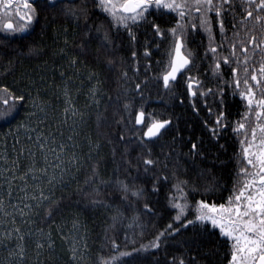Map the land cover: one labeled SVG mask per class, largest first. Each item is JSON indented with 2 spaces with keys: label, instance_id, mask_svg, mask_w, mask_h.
<instances>
[{
  "label": "trees",
  "instance_id": "obj_1",
  "mask_svg": "<svg viewBox=\"0 0 264 264\" xmlns=\"http://www.w3.org/2000/svg\"><path fill=\"white\" fill-rule=\"evenodd\" d=\"M101 24L105 28L109 26L108 21L104 19L98 20L92 17L87 19V25L93 28ZM57 26H60V23ZM84 27L85 22L81 19L80 28L75 27L67 36L61 37V34H56L52 39L53 32L42 30L31 40L26 39L19 45L16 44L17 47L7 39L0 42L6 45L5 48H0V88L8 87L10 91L14 90L16 95L23 93L25 96V100L18 103L16 118L11 124L0 122L1 136L9 128L12 130L14 125L28 118V113L24 112L27 110L26 102L36 98L37 91L47 88L49 83L46 82L54 77L52 72L63 63H67L64 62L65 56L73 57L76 52L75 45L80 42V32ZM93 35H95L94 31ZM113 37L118 45L124 42L123 46L117 47L115 51L117 70L106 72L103 59L100 63H92L88 58L76 57L85 62V66L81 68L87 74L95 73L91 79H96L98 84L99 104L96 103L97 99L88 101L83 108L77 109V112L75 110L76 117L70 121L69 113L63 115V104L58 103L54 98L53 103L57 105V111L51 113L52 110L45 109L46 114L43 111L40 116V120L43 118V123H39L40 120L32 123L29 118L31 127L27 135L32 139H28V143L32 145L31 149L37 152L36 158L22 162L21 169L17 171L16 167L15 170L13 169L16 179L10 185L7 179L3 180V177H10V173L0 176V181L6 184L4 190L0 191V196L4 200V208L0 210V264H99L101 257L108 256L112 239L123 246L126 235L133 237L134 231L128 227L130 219L113 227L112 210L93 206L85 195L90 189L84 185V181L93 165L98 167L100 174L106 180L115 173L130 185L135 184L146 190L144 197L134 204L135 210L133 208L124 210V215L130 218L143 213L146 202L152 208V213L144 215L141 221L146 225L147 239L141 240L137 236V246L139 243H147L172 222L171 217L174 213L168 207L169 191L175 182L172 177V162H168L167 169L163 167L165 155L170 150L175 149L172 153L173 160L179 154V179L186 180L189 189L193 187L198 189L191 193L189 197L191 201L204 198L208 203H224L232 192L221 193L227 181L234 184L236 177L232 176V163H238L239 156L235 152L236 148L231 147L229 142L228 148L226 147L222 133L218 139H213L205 128L204 122L208 118L207 108L204 105L209 103V99L205 102L203 98H197L194 102L198 112H194L183 78L174 83L172 91L165 90L161 81L152 79L157 75V69L151 67L150 70L145 71V66L139 65V71L134 70L136 65L129 62L131 51L127 37L114 33ZM65 39L68 40L67 46L64 44ZM29 47L36 49L37 54L28 55ZM96 47L97 41L91 40V51L95 52ZM61 49H64V53L60 51ZM121 59L126 61L124 68L128 72L127 81L119 79ZM146 79L148 83L143 87L141 97L136 92L135 84ZM204 85L206 89V83ZM126 90L128 94L124 95ZM157 97L160 98L159 104L154 103ZM181 99L183 103H180ZM125 103L132 104L135 110L143 108L146 121L155 113L156 118L171 119L172 124L162 137L148 142L146 148L141 147L136 135L139 129V135L142 136V128L135 126V111H132L131 117L124 111ZM37 132L49 138L45 152L42 154L35 143ZM197 133L200 134L201 143L199 140L198 144L201 154L189 157L185 154L189 152L191 143L196 140ZM121 135L126 137L124 141L120 140ZM56 144L67 147L69 155L73 157L75 154L79 163L76 165L64 163L68 171L63 175V182L49 184V176L56 175L58 178L61 176L58 170L47 167L45 163V156L47 158L54 156L47 151V148ZM72 147L78 150L72 152L70 150ZM149 149L152 159H158L161 163L145 173L142 161L137 157L147 154ZM126 150L127 155H125ZM40 154L44 158H40ZM129 160L130 165L126 162ZM33 162L38 179H33L31 176L21 179L25 175L22 174L23 169L29 170ZM45 167H47V175H43L40 171ZM158 175H167L169 180L160 184L158 192H153V181ZM227 175H231L232 179L226 180ZM42 178L46 183L40 181ZM206 187L214 188V191L206 195L204 191ZM38 188H42L51 200L39 203L30 199L33 195H39ZM119 195L109 189L103 193L102 199L105 204H118ZM52 201L58 202L59 208L49 217ZM25 204L31 207L27 208ZM14 229H19V233ZM8 233L11 235H7ZM135 233H139L138 228L135 229ZM191 236L190 229L188 231L182 229L175 240L170 239L159 250L145 254V264H153L157 260L159 264H167L172 255H180L181 252L189 261L195 257V264H228L226 256L229 253V245L223 238H219L218 230L213 232L209 226L208 232L203 233L195 243L192 242ZM181 241L187 242V247H182ZM40 244L43 246L38 247ZM80 247L84 249L83 254H80ZM21 248L23 259L20 258Z\"/></svg>",
  "mask_w": 264,
  "mask_h": 264
},
{
  "label": "snow or ice",
  "instance_id": "obj_2",
  "mask_svg": "<svg viewBox=\"0 0 264 264\" xmlns=\"http://www.w3.org/2000/svg\"><path fill=\"white\" fill-rule=\"evenodd\" d=\"M92 3L107 18L109 25L107 28L103 24L95 28L88 26L87 9L83 3L77 4L75 0H0V34L8 37L28 31L33 23L38 21L41 11L51 12L54 20L58 16L65 22L72 23L76 28H80V22L83 19L85 27L81 29L80 42L75 45L76 52L70 61L73 66L78 62L76 57H84L92 63H100L103 59L108 73L117 70L115 51L117 47L123 46L124 42L118 45L113 33H126L131 59L136 64L134 70L138 72L141 59L137 50L140 45L138 33L140 29L147 28L149 31L145 32L146 39L142 45L144 59L150 60L153 45L157 49L165 42L168 45L166 49L168 59L166 62L157 61L158 65L163 64V68L159 74L152 77L157 82L162 80L163 88L167 91H172L178 76L185 72L191 73L192 68L196 66L195 53L188 45L194 35L202 34L208 42L204 59L211 55L210 70L217 83L215 88L205 89L198 75H189L186 78L187 96L194 112H198L194 102L197 98H203L205 102L208 97L218 100L220 107L216 111L205 103L209 119L205 120L204 126L213 139H218L221 133L231 126L233 134L239 138L242 155V158L238 160L242 166L237 173L232 192L224 203L217 204L208 203L204 198L194 202L189 199L191 193L198 189L195 187L189 189L188 182L179 179V154L173 160L172 153L175 149L170 150L165 155L163 167L167 169L168 162H172V177L175 182L168 196V207L174 213L171 217L172 222L168 223L147 243H139V246H137V236L141 240L147 239L146 225L141 222L142 217L151 214L152 208L146 202L144 212L130 218L124 215V210L127 208L135 210L134 204L144 197L146 190L135 184L130 185L115 173L106 180L100 174L98 167L93 165L84 181V185L90 189L85 195L93 206L112 210L113 227L130 219L128 227L134 231L133 237L125 236L123 246L112 239L108 256L101 257L99 264H145V254L159 250L170 239L175 240L176 236L181 234L182 229L191 230V240L195 243L203 233L208 232L209 225L213 232L218 230L219 238H223L229 245V253L226 256L228 264H264V0H241L239 11L242 15L236 23L232 24L235 31L231 38L227 36L226 31L227 16L230 12L237 11L235 0H92ZM157 14L161 17L171 16L174 24L167 29L162 28L155 19H150ZM14 17L18 18V21ZM233 18L235 19V16ZM217 28L219 40L216 35ZM64 31L67 34V28ZM93 39L97 41L95 52L90 49V41ZM64 44L68 45L67 39L64 40ZM60 51L64 53V49ZM27 54L36 55V49L29 47ZM125 63L126 61L121 59L119 65L121 69L119 79L123 81L129 79L127 69L124 68ZM150 68V64L145 65V71ZM225 68L231 70L230 80L224 79ZM93 76L95 73H90V78ZM147 83L146 79L135 84L136 92L141 97L143 87ZM229 91L234 96L239 95L245 108L240 114V119L235 122L227 119L225 111L224 97ZM127 94L126 90L124 95ZM92 95L94 98L97 97L99 89H93ZM116 99L119 103V96ZM24 100L23 93L16 95L15 91H10L8 87L0 88V122L11 124V121L16 118L18 103ZM183 102L181 99L180 103ZM96 103L99 104L98 99ZM123 109L129 117L132 111H135V126L146 124V130L142 132V136L139 135L140 130L137 129L136 140L141 147L146 148L148 142L162 137L172 124L171 119L156 118L155 113L146 123L144 109L135 110L130 103H125ZM40 111L43 112L44 109L41 108ZM65 111L67 112V109ZM30 115L35 116L36 113ZM213 116H215L214 120L211 119ZM39 123H43V118ZM22 127H25L22 123L17 125L18 129ZM31 131L36 130L31 129ZM28 139L31 140L32 137L29 136ZM125 139L126 137L121 135L120 140ZM48 142V137L37 132L35 143L41 153L45 152ZM47 151L55 156L54 161H48L45 156L47 167L61 173L59 178L56 175L49 176L48 183H62L63 175L68 171L61 159L65 146L61 144L59 151L56 148H47ZM200 154L199 144L193 142L189 152L185 155L195 157ZM32 155L34 160V154ZM125 155H127V150ZM137 159L142 161L145 173L161 163L158 159H152L150 149L147 154H141ZM126 162L131 164L130 160ZM70 163L72 165L79 163L75 154ZM15 167L16 164L13 162V169ZM47 167L40 170L43 175H47ZM13 169H8L13 172L12 178L7 181L9 184L16 179ZM36 171L35 162H33L28 173H25L21 179H25L29 173L32 174L33 179H38L35 175ZM168 180L167 175L156 176L152 191L158 192L160 184ZM109 189L120 194L118 204L104 203L103 193ZM37 190L39 195H33L30 199L37 200L39 203L51 200L42 188ZM78 191L83 190L78 189ZM204 191L207 195L214 191V188L206 187ZM9 196H11L10 190ZM25 207L30 208L31 205L25 204ZM3 208L4 200L0 196V210ZM58 208V202L52 201L48 212L49 217ZM137 228L139 233H135ZM14 231L19 233L20 230L14 229ZM7 235L10 236L11 233ZM180 244L182 247H187V242L181 241ZM42 246V244L38 245V247ZM20 253V258L23 259L22 248ZM195 260V257H192L190 261L185 259L184 253L181 252L180 255H172L167 264H195ZM153 264H159V261Z\"/></svg>",
  "mask_w": 264,
  "mask_h": 264
},
{
  "label": "flooded vegetation",
  "instance_id": "obj_3",
  "mask_svg": "<svg viewBox=\"0 0 264 264\" xmlns=\"http://www.w3.org/2000/svg\"><path fill=\"white\" fill-rule=\"evenodd\" d=\"M75 2L77 4L83 3V6L86 7L87 9L89 18L92 17L94 19H98V20L104 19L107 21V18L105 17V15L98 8L95 7V5L92 3V0H75ZM240 3H241V0H235V6L237 8V11L235 13L230 12L227 16L226 31H227V36L229 38L232 37L233 31H235V29L232 28V24L236 23L242 15V13L239 11ZM212 15H214V13ZM234 16H235V19L233 18ZM14 19L18 21V18L14 17ZM150 19H155V21L159 23L161 27L164 29H167L168 27L172 26V24H174V20L172 19L171 16L161 17L159 14H157L155 17H150ZM58 23H60V26H57ZM65 28H67V34H65V31H64ZM74 28L75 26L72 23L65 22L62 18H59L58 16L54 20L53 13L41 11L39 14L38 21H35L28 31L17 34L15 36H8V37H5L3 34H0V42L5 41V39H7L9 43L12 42V43H15V45L16 44L19 45L21 42L25 41L26 39L31 40L32 37L40 34L42 30H46L50 33L53 32L52 39H54V35L56 34L58 35L61 34V37L65 35L67 36L69 32L72 31ZM148 31L149 30L147 28H142L139 30V33H138L140 45L137 47V50L140 53V57H141L139 65L145 66V65L150 64L152 68L157 69V74H159L162 71L163 64L158 65L157 61H161V60L165 62L167 61L168 57L166 55V49L168 45H167V42H165L164 44H162V46L159 49H157L155 45H153L151 49L152 55H151L150 60L144 59L143 58L144 48L142 45L146 39L145 32H148ZM114 34H117V33H114ZM118 35L127 37L126 33H119ZM216 35H217V39L219 40L218 28H217ZM241 36H243L242 32H241ZM149 38H150V32H149ZM207 43H208L207 40L203 38L202 34L194 35L191 38V42L189 43L188 47L195 53L196 66L192 68L191 73L185 72L183 75L178 76V79L183 78L184 79L183 82L186 83L187 76L198 75L199 79L203 81L204 83H206V89L215 88V85L217 82L213 79L212 72L210 70L211 55H209L207 59H204V54H205V49L207 47ZM5 47L6 45L0 44V48H5ZM223 54H226V53H223ZM72 58L73 57L68 58L67 56H65L64 62H67V61L70 62ZM77 60L78 62L76 66H79L81 60L80 59H77ZM129 62L132 65H136L135 62L132 61V59ZM224 79L225 80L231 79L230 68L224 69ZM161 83H162V80H161ZM208 99H209L208 105H210L214 111H216V109H219L220 105H219L218 100H214L213 97H208ZM224 101H225V111L227 113V119L232 122L239 120L240 114L244 112L245 110L244 103L241 101L239 95L236 94L234 96L232 92L229 91L228 94L224 97ZM237 102L242 103L241 108L236 107ZM207 118L209 119L208 109H207ZM211 119L214 120L215 116H213ZM222 134H223V140H226L225 142L226 147L228 148V142H229L231 144V147H233L234 149L236 148L235 152L239 156V159H241L242 158L241 145L239 143V138L233 134L232 127L229 126L228 129L224 131ZM229 137H232V138H229ZM232 165L233 167L235 165H238L240 167L242 166L239 163H232Z\"/></svg>",
  "mask_w": 264,
  "mask_h": 264
},
{
  "label": "rangeland",
  "instance_id": "obj_4",
  "mask_svg": "<svg viewBox=\"0 0 264 264\" xmlns=\"http://www.w3.org/2000/svg\"><path fill=\"white\" fill-rule=\"evenodd\" d=\"M70 65H71L70 62L67 61L66 64L63 63L62 66H60L59 68H56L55 69L56 74L54 75V77L50 78L46 82V83H49L47 88L45 87L44 89L39 90L40 92H38V91L36 92L37 93L36 99L45 97L47 100H49L52 103L54 98L57 99L58 94L63 95L64 100L66 99L69 102V103L65 102L63 104V107H64L63 115H65L64 113H69V117H70L69 120L71 121L72 119H75V117H76L75 110L77 112V106H75V104H76L77 100L78 99H80L81 101L82 100H84V101L94 100L95 98L92 95V90L98 88V84H96L95 86H92V85H90V86L85 85L84 86L85 78L87 80H89L85 75L86 71L83 68H81V66L75 65L76 66L75 67L72 65L73 66L72 67ZM68 72L70 73V75L66 76V74ZM59 73H60V75H58ZM59 90L62 92L60 93ZM73 96H78V99L73 98ZM82 102H80V105H82ZM71 103H72V105H74L73 107H70ZM42 108L44 110L48 109V111L53 110L52 104H49V106H44ZM66 109H67V112L65 111ZM34 113H36L35 116L28 115L27 116L28 118L21 122L25 127L18 129L17 128L18 124L14 125L12 130L5 132L1 136V142H0V154H1L0 176H2V174L7 175L8 173H10L11 176L7 178V181L10 180L12 178V175H13L12 172L8 171V169H11L10 167L13 166V162H15L16 167L17 166L20 167L22 162L19 161V157L23 156L22 155L23 152L33 151V149H31L32 145L28 143L29 141H28V135H27L28 130L31 127L30 121H32V123L38 122V120H40V116H42L40 110L35 111ZM51 113H52V111H51ZM73 113H75V114H73ZM29 118H30V121H29ZM21 123H19V124H21ZM17 141H19V142H17ZM7 150L9 151V152H7L8 154H6ZM15 150H18L19 152L15 151ZM13 151L16 152L15 156L13 155ZM21 151H22V154H21ZM39 152H41V151L39 150ZM42 156L43 155H41L40 158H44ZM11 157L13 158L12 160H11ZM48 158H49L48 161H54L55 160V156H53V155L49 156ZM61 159L65 164L70 163V160H71L69 157V154L67 155L65 153H62ZM56 162L59 163V161H56ZM28 171L29 170L27 168L23 169L22 174L28 173ZM30 176L32 177L31 173H29V175L26 176L25 178H29ZM3 180L5 181L4 177H3ZM4 181H0V191H3L4 188L6 187V184ZM83 252H84L83 247H80V254L81 253L83 254Z\"/></svg>",
  "mask_w": 264,
  "mask_h": 264
},
{
  "label": "bare ground",
  "instance_id": "obj_5",
  "mask_svg": "<svg viewBox=\"0 0 264 264\" xmlns=\"http://www.w3.org/2000/svg\"><path fill=\"white\" fill-rule=\"evenodd\" d=\"M80 66L82 67V66H85V62L84 61H81V63H80ZM76 67V66H75ZM52 74H56L55 73V71H53L52 72ZM58 75H60V73L58 74ZM70 75V73L68 72L67 74H66V76H69ZM86 75V77L89 79V80H87L86 78H85V81H84V86L85 85H87V86H90V85H92V86H95L96 84H97V81H96V79H91L90 78V75L89 74H85ZM60 91V90H59ZM62 91H60V93H61ZM66 98V97H65ZM73 98H75V99H78V96H73ZM83 98V97H82ZM81 98V99H82ZM96 99H100V97H95V100ZM57 101H58V103H60V104H64L65 102H67V103H69L68 102V100H64V96L63 95H59L58 94V97H57ZM83 101V102H82ZM80 100V99H78L77 100V102H76V104H75V106H77V109H81V108H83L84 107V105L88 102V101H84V100ZM159 101H160V98L159 97H157V98H155V100H154V103H156V104H159ZM80 102H82V105H80ZM49 104H52V108H53V110H52V112H56L57 111V105L55 104V103H51L49 100H47V99H43V98H31V100H28L27 102H26V104H25V106H27L26 107V109L27 110H24V112H26L25 114H27L28 113V115H30V114H32V113H34L35 111H38V110H40L42 107H44V106H49ZM70 106L71 107H73L74 105H72V103L70 104ZM236 107L237 108H241L242 107V103L241 102H237L236 103ZM41 112V111H40ZM45 112H47V110L46 111H44L43 113H45ZM42 113V112H41ZM46 114V113H45ZM27 115V116H28ZM146 123H147V121H146ZM137 127H140V128H142V132L144 131V130H146V124L145 125H141V126H137ZM9 130H11L10 128H9ZM9 130H6L5 132H7V131H9ZM209 133V132H208ZM210 134V133H209ZM195 137H196V140L195 141H193V142H196V143H199V140H200V134L199 133H197L196 135H195ZM186 141H188V138H186ZM0 142H1V135H0ZM192 142V143H193ZM200 143H201V140H200ZM15 144V143H14ZM59 146L60 145H53L51 148H56L57 149V151H59ZM72 152H75V151H77L78 149L76 148V147H72L71 149H70ZM15 151H17V152H19L18 150H15ZM15 151H13V155L15 156L16 154V152ZM6 152H9L8 150L6 151ZM63 153H65V154H69V149L67 148V147H65V151L63 152ZM32 154H34V158H36L35 157V154H37V152L36 151H31V152H23V156H20L19 157V161L20 162H27V160L29 159V158H33V155ZM69 157H70V159L72 158L70 155H69ZM11 169H13V166H11L10 167ZM18 168V169H17ZM239 168H240V166H238V165H235L234 167H233V177H236L237 176V173H238V171H239ZM19 169H21V165H20V167H16V171L17 170H19ZM15 170V169H14ZM232 176L230 175H227L226 177H225V179L227 180L228 178H231L232 179ZM41 182H43V183H46L45 181L46 180H44V178H42L41 180H40ZM232 189H233V183L232 182H226L225 183V188L223 189V191H221V193L222 194H227V193H229V192H231L232 191ZM216 195H217V193H216ZM171 210V209H170ZM210 226V225H209Z\"/></svg>",
  "mask_w": 264,
  "mask_h": 264
}]
</instances>
